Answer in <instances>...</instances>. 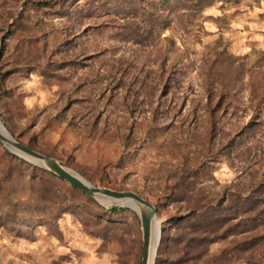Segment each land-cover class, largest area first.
<instances>
[{
	"label": "rangeland",
	"instance_id": "obj_1",
	"mask_svg": "<svg viewBox=\"0 0 264 264\" xmlns=\"http://www.w3.org/2000/svg\"><path fill=\"white\" fill-rule=\"evenodd\" d=\"M29 1L39 0H0L2 125L91 185L156 207L155 264H218L233 237L210 240L213 215L199 211L231 193L264 199V113L253 124L246 89L264 54V0L157 4L170 26L143 44L119 34L126 5L80 2L60 16ZM206 78L218 94L244 87L233 106L208 112ZM260 224L235 239L264 235ZM141 250L136 211L88 197L0 144V264H140Z\"/></svg>",
	"mask_w": 264,
	"mask_h": 264
},
{
	"label": "trees",
	"instance_id": "obj_2",
	"mask_svg": "<svg viewBox=\"0 0 264 264\" xmlns=\"http://www.w3.org/2000/svg\"><path fill=\"white\" fill-rule=\"evenodd\" d=\"M114 1L127 6L121 11L124 14L123 18L125 21L116 26L120 30V36H123L127 41L143 44V41H147L153 34L165 30L170 26L168 16L162 11L155 9L157 4H166L169 0H39L29 2L37 10H54L55 14L66 16L69 14V10L79 5L80 2H84L86 8L93 10L99 7H106L110 2ZM179 1L185 2L189 6L192 5L193 7L202 8L208 6L214 0ZM219 57H222V55H219ZM224 61L227 65L237 64V59H233L230 56H227ZM263 62L264 54L261 53L257 62V65L261 64V66H256V68H253L254 70L250 71V77L246 84V89L249 90V98L254 104L253 124H258V120H260L262 113H264ZM239 65L238 67H241V64ZM168 80L169 84L165 85V89L171 88L173 79L170 78ZM204 86L206 90V108L209 110L208 112H213L214 109H227V107L233 106L237 96L243 90L244 84L241 83L233 93L223 88L220 89L221 92L219 94L214 90V83H212L211 79L204 81ZM216 97L217 101H215ZM246 129L238 132L236 138L231 139L226 148H231L232 150L237 144H240L242 141L241 137H244L246 134ZM26 147L30 148L29 146ZM260 191L250 194L247 197L240 196L237 193H231L228 196L227 205H220L215 210L204 209L201 211L199 209L200 207H194L193 211H196L197 208L200 210L198 218L206 219L213 215V225L210 224L206 233L210 240L216 242V240L224 239L227 236L233 237L232 241H230L229 248L220 251L214 258L218 264H224L225 259L229 258L228 260H230L231 257L235 260H242L245 264H263L264 235L256 234V236L254 235L249 238L235 239L237 235L241 236L256 232L261 226L260 222L264 218V199L257 197L261 195ZM223 229L224 232H222Z\"/></svg>",
	"mask_w": 264,
	"mask_h": 264
},
{
	"label": "water",
	"instance_id": "obj_3",
	"mask_svg": "<svg viewBox=\"0 0 264 264\" xmlns=\"http://www.w3.org/2000/svg\"><path fill=\"white\" fill-rule=\"evenodd\" d=\"M0 144H2L12 154H15L19 157H24L25 159L27 158L29 160H33V163L36 166L50 172L61 180L67 182L69 185L79 189L88 197L95 199L97 197H103L115 202L130 201L132 204L136 205V213L140 220L142 231L140 264H149L150 246L153 241L157 239L159 240V235L161 233L160 226H157V232L155 231V224L157 222L156 207L133 192H119L85 184L73 174L72 170L64 167L55 159L37 153L16 141L2 124L0 125Z\"/></svg>",
	"mask_w": 264,
	"mask_h": 264
},
{
	"label": "bare ground",
	"instance_id": "obj_4",
	"mask_svg": "<svg viewBox=\"0 0 264 264\" xmlns=\"http://www.w3.org/2000/svg\"><path fill=\"white\" fill-rule=\"evenodd\" d=\"M1 121H0V125H1ZM33 161V160H31ZM73 172V171H72ZM73 174L78 177L81 181H83L85 184L87 185H91L90 183H88L84 178H82L81 176H79L78 174H76L75 172H73ZM99 201L103 202V203H107V204H121V205H124L128 208H131L133 209L134 211H137V207L136 205L132 204L130 201H119V202H115L113 200H110L108 198H103V197H97ZM157 226H160V224H158L156 222L155 224V231L157 232ZM160 230H161V227H160ZM158 234V233H157ZM158 237V235H157ZM160 243H161V233L159 235V240H155L152 242L151 246H150V259H149V264H155V259H156V256H157V251H158V248L160 246Z\"/></svg>",
	"mask_w": 264,
	"mask_h": 264
}]
</instances>
